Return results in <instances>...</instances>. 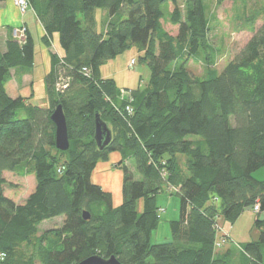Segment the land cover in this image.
I'll return each mask as SVG.
<instances>
[{
    "label": "trees",
    "instance_id": "trees-1",
    "mask_svg": "<svg viewBox=\"0 0 264 264\" xmlns=\"http://www.w3.org/2000/svg\"><path fill=\"white\" fill-rule=\"evenodd\" d=\"M28 1L44 28L42 41L48 45L58 34L70 81L55 91L59 60L52 54L49 106L25 104L9 97L5 84L11 69L32 66V36L26 29L22 44L9 40L0 53V264H76L94 254L121 264H264V219L254 220L258 239L239 244V262L214 245L218 216L233 223L255 203L264 210V179L253 176L264 167V20L221 72L200 78L186 65L202 54L209 62L204 0H185L182 13L177 0ZM168 2L175 32L162 28ZM96 8L110 17L105 32L95 29ZM131 46L142 52L149 76L143 88L126 87L134 101L127 114L115 80L101 77L100 67ZM58 104L67 121L66 151L54 144L50 114ZM96 113L112 133L103 149L94 139ZM113 151L121 154L123 174L118 206L91 178ZM4 171L34 175L24 202L4 194ZM163 190L179 196V216L169 222L171 240L151 243L165 211L156 203ZM60 216V226L39 231L43 221Z\"/></svg>",
    "mask_w": 264,
    "mask_h": 264
},
{
    "label": "rangeland",
    "instance_id": "rangeland-1",
    "mask_svg": "<svg viewBox=\"0 0 264 264\" xmlns=\"http://www.w3.org/2000/svg\"><path fill=\"white\" fill-rule=\"evenodd\" d=\"M11 1L20 15H24L26 13H22L14 0ZM216 2V0H204L206 14L208 15V21L211 29L209 31V43L212 48L211 51H208V63L204 60L205 55L203 54L199 56L198 59H191L187 62V68L195 77L205 78L208 74H218L221 72L225 65L243 48L253 33L260 28L264 20V0H225L220 3ZM177 6L182 13L185 7V0H177ZM164 11L165 17L162 20V28L166 30L170 29L169 15L172 14L173 5L169 2L165 3ZM27 12L34 13L31 9ZM23 28L27 29L24 25H21L14 30V39H23V36H21L20 33ZM176 30L172 32H175ZM141 54L142 52H140L136 47L131 46L115 58L103 63L100 67L101 77L102 74H111L110 77L116 80L117 87H119L117 88L115 97L119 103H122L124 110L125 100H122L121 97L128 96L131 97L133 101V91L127 88H143L148 81L149 70L145 63L139 61L138 56ZM132 60H135L134 65H131ZM34 79L35 97L32 99L31 103L41 107H46L48 105V98L45 90V77L37 70L34 73ZM9 90L11 94V86L9 87ZM105 98L112 103V106L119 113H121L118 108L119 105L114 104L115 100L112 102L110 97L105 96ZM132 108L133 107L131 106V110ZM125 113L128 114L127 111H125ZM23 116L24 114L20 115V117ZM107 125L109 126L110 124L107 123ZM189 137L197 138L198 136L190 135ZM53 152H55V150H53ZM64 158H66V156H64ZM126 162L127 164L124 161L125 165L132 171L134 178L138 179L140 175L136 170V164L134 161L132 159H127ZM114 167L118 168L116 165H114ZM5 175L7 181V185L4 186L5 195L7 194L6 196L12 197L18 195L20 198L24 197L25 191H27V187L30 185V177H25L21 180L20 178H17L16 175H12L8 172H6ZM99 176L100 175H97V177ZM253 176L258 179H264V167L254 171ZM117 179L118 178L114 176L113 179L107 181L112 183L111 185L114 187V192L118 193L119 188ZM16 181H20L21 183L23 181L24 186L22 188L24 191L21 190V186L16 184ZM156 203L158 207L165 209V211L160 214L157 228L151 234V243H160L171 240L169 222L177 219L179 216L180 199L177 194H171L168 190H163L156 196ZM256 218L264 219V210H259V213L257 212L256 214L251 207H247L233 223L224 221V219L218 216L216 220V230L220 234L217 238H215L216 240L214 244L215 247H218L217 250L222 251L225 246L227 247L232 245L233 249H230L232 251L230 254H233L232 258L234 260H238L239 262L241 259L238 249L240 248L239 240L244 239L245 241H250L258 239L259 230L254 224V220ZM62 220V216L45 220L40 224L39 231L60 226ZM222 229H225L226 231L231 229L232 234L234 233L233 237L239 244H235L237 242H234L232 237H230L231 242L233 241L234 243H230L229 240V242L224 243L225 239L228 238V234L226 235V231ZM223 252L225 251L223 250Z\"/></svg>",
    "mask_w": 264,
    "mask_h": 264
},
{
    "label": "crops",
    "instance_id": "crops-1",
    "mask_svg": "<svg viewBox=\"0 0 264 264\" xmlns=\"http://www.w3.org/2000/svg\"><path fill=\"white\" fill-rule=\"evenodd\" d=\"M94 19H95V29L98 32H105L106 26L108 23V20L110 17L108 16V12L105 9L102 8H96L93 11ZM21 25H24L27 28V33H29L33 38L34 43V57H33V64L30 68L27 67H16L10 70V77L8 81L5 84L6 93L11 98L16 97H22L25 104L34 105L31 103L32 99L35 97V79H34V73L38 70L39 73H42L45 77L49 71L52 68L51 65V55L52 54H59L61 56H64V51L60 47L59 40H58V34L54 33L49 38V44H45L42 41V37L44 36V28L42 26V23L38 19L35 13L26 12L24 15H20L16 7L13 5L11 0H3L0 1V53H4L6 50V43L9 40H17L20 44L24 42L23 39H14L13 32L15 29L20 27ZM176 25H173L170 23V29H166V31H174L176 30ZM23 40V41H22ZM102 74V70H101ZM111 74L105 75L102 74L103 78H112L110 77ZM115 80V79H114ZM116 82V80H115ZM117 85V82H116ZM11 86V94L9 87ZM119 87V86H118ZM45 90H46V82H45ZM47 95V92H46ZM48 98V96H47ZM38 106V105H36ZM49 106V100L48 105L44 108H47ZM41 107V106H40ZM121 161V154L119 151H113L109 154L108 160L106 161H99L96 164V167L94 168L91 178L94 183L99 184L104 190L109 191L112 194V202L114 206H118L122 202V195H121V187H122V170L118 167H114V165L117 166L118 163ZM127 160H125V163ZM124 163V164H125ZM11 173L12 175H16L17 178H20L21 180L25 177H30L29 182L30 185L27 187V191H25L24 197L20 198L17 196H8L12 200H14L16 203H22L24 200L28 197V195L34 190L36 186V179L33 174H27V175H19L13 172L4 171L3 176L5 178V173ZM97 175H100L97 177ZM114 176L118 178V188L119 191L114 192V187H112V183L107 181L110 179H113ZM110 177V179H109ZM6 179V178H5ZM16 184L21 186V190H23L24 183L20 181H16ZM3 185V190L4 186ZM116 193V194H115ZM5 194V192H4ZM7 195V194H6ZM17 200H16V199ZM138 210H142V200L140 199L138 201ZM256 213V212H254ZM259 213V212H258ZM257 214V213H256ZM228 231V232H227ZM229 237H232L234 239V242H237L235 238L233 237L232 230H227ZM241 239V238H240ZM231 238L229 239V241ZM227 241V242H229ZM232 241V242H233ZM244 239L239 240V243H244ZM226 242V243H227ZM230 242V243H232ZM233 242V243H234ZM246 242V241H245ZM238 242L236 244H239ZM223 247V246H221ZM232 248V245L225 246L223 249L224 251H228ZM233 249V248H232ZM222 250V251H223Z\"/></svg>",
    "mask_w": 264,
    "mask_h": 264
},
{
    "label": "water",
    "instance_id": "water-1",
    "mask_svg": "<svg viewBox=\"0 0 264 264\" xmlns=\"http://www.w3.org/2000/svg\"><path fill=\"white\" fill-rule=\"evenodd\" d=\"M50 119L54 124V144L56 149L66 151L69 148L68 127L63 108L58 104L50 114ZM94 139L100 149L106 147L112 139V133L107 123L104 122L98 113L95 114ZM83 218L88 219L89 214L84 211ZM76 264H121L115 256L108 258L98 254L88 256Z\"/></svg>",
    "mask_w": 264,
    "mask_h": 264
},
{
    "label": "built area",
    "instance_id": "built-area-1",
    "mask_svg": "<svg viewBox=\"0 0 264 264\" xmlns=\"http://www.w3.org/2000/svg\"><path fill=\"white\" fill-rule=\"evenodd\" d=\"M14 1L17 4V6L20 8V10L22 11V13L29 11V9H31L33 11L32 6L30 5V3H29L28 0H14ZM25 30L26 29L23 28L21 30V32H20L21 33V36H23V38L25 37ZM19 38H21V37H19ZM56 55H57L58 60H59V62H58V65H59L58 66V69L59 70H58V73H57L56 81L54 83V88H55V91L56 92L61 93V92H63L69 86L70 78L65 75L64 71L61 68L63 66V64H64L63 56H61L59 54H56ZM133 64H134V60L131 61V65H133ZM88 71L89 70H87L86 68H83L82 69V73L84 75H86V76L89 75ZM121 99L122 100H125V106H124L125 111H127L128 114L131 113L132 110H131L130 103L132 101V98L131 97H128V96H126V97L125 96H122Z\"/></svg>",
    "mask_w": 264,
    "mask_h": 264
},
{
    "label": "bare ground",
    "instance_id": "bare-ground-1",
    "mask_svg": "<svg viewBox=\"0 0 264 264\" xmlns=\"http://www.w3.org/2000/svg\"><path fill=\"white\" fill-rule=\"evenodd\" d=\"M35 48V47H34ZM35 51V50H34ZM132 102H134V101H132ZM133 105V104H132ZM99 148V147H98ZM100 149V148H99ZM170 166V165H169ZM173 166V165H172ZM172 169V168H171ZM100 186V185H99ZM252 210L254 211V212H259V210H260V207H259V204L258 203H255L254 204V206H253V208H252Z\"/></svg>",
    "mask_w": 264,
    "mask_h": 264
}]
</instances>
